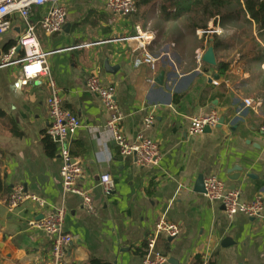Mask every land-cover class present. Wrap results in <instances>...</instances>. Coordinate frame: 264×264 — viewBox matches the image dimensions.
<instances>
[{
    "label": "crops",
    "instance_id": "1",
    "mask_svg": "<svg viewBox=\"0 0 264 264\" xmlns=\"http://www.w3.org/2000/svg\"><path fill=\"white\" fill-rule=\"evenodd\" d=\"M64 5L63 32L38 31V37L42 49L52 52L48 63L64 109L81 121L72 155L84 168L80 186L90 190L96 213H87L80 197L63 194L59 148L47 134V81L23 84L21 65L0 66V264H50L51 238L29 223L61 207L67 212L64 230L73 238L66 264H142L162 218L180 228L178 237L162 236L157 243L167 264H264V224L240 215L228 218L220 204L195 192L200 177L215 176L230 189L236 186L246 203L264 200V31L254 32L259 45L251 47L224 30L201 36L182 29L167 42L166 31L156 36L144 27V16L114 17L105 0H65ZM49 9L33 8V21ZM166 17L169 24L173 19ZM8 20L12 29L0 36V63L25 32L17 14ZM140 34L154 38L148 50L158 59L155 71L135 66L142 51L134 38ZM210 46L216 67L197 62ZM161 72L163 85L156 83ZM93 75L115 87L125 138L134 142L142 134L158 143L157 166L143 168L134 157L120 156L105 130L109 116L86 87ZM247 99L257 108L246 107ZM152 111L156 121L146 130ZM212 113L218 126L190 135L191 119ZM235 168L241 177L233 182ZM104 174L114 182L109 192L99 184ZM17 187L46 208L28 201L11 210L8 198Z\"/></svg>",
    "mask_w": 264,
    "mask_h": 264
},
{
    "label": "built area",
    "instance_id": "2",
    "mask_svg": "<svg viewBox=\"0 0 264 264\" xmlns=\"http://www.w3.org/2000/svg\"><path fill=\"white\" fill-rule=\"evenodd\" d=\"M64 2L65 0H0V36L12 29V22L8 20V16L12 14H17L25 26V32L20 37L17 45L11 47L2 56L0 66L21 65L23 84L39 78H44L47 81L50 88L47 103L50 123L47 134L59 148L63 194L80 197L84 210L94 215L96 209L91 192L80 186L84 168L79 159L74 158L72 155L73 139L75 133L81 127V121L77 116L64 109L61 92L48 63V58L52 52H46L42 49L38 37V31L46 36L63 32L67 24V8ZM105 2L108 11L114 17L129 18L138 11L134 0H105ZM45 5L50 6L49 11L38 21H33V8ZM217 20L220 21L219 17L212 21L217 22ZM221 33L218 24L204 31H198L201 36L221 35ZM134 39L138 40L142 51L141 55L135 60V66L145 65L155 71L158 59L148 50L149 46L153 44V36L140 34ZM19 48L22 52L21 58L17 57ZM201 61V56H197V62L200 63ZM86 87L90 93L99 98L103 111L109 116L105 130L111 135L112 142L117 147L120 156L134 157L137 164L143 168L157 166L161 160V154L156 141L139 134L134 142H129L123 135L121 129L123 114L117 102L115 87L105 86L95 75L87 79ZM244 105L256 109L259 104L247 99L244 101ZM155 121V114L152 111L145 118V129H150ZM218 124L219 117L216 113L206 117L193 118L190 122L189 133L190 135H201L206 128L213 130ZM262 131L264 132V129ZM99 184L106 192H109L114 186V182L108 174L101 176ZM204 188V197L212 203L220 204L228 218L240 215L251 220H258L264 224L263 199L258 198L253 202L246 203L242 201L238 191L231 190L225 182L215 176L204 179ZM28 201L36 203L40 208H46V203L43 200L34 195L25 194L20 187L13 189L8 198V207L14 210ZM66 215V209L61 207L49 211L42 220L29 223L30 226L42 230L51 238L50 264H66L67 253L73 242L72 236L64 230ZM179 234L180 228L176 224L162 218L156 224L152 235L147 241L146 254L142 264H167L168 258L157 251V243L162 236L174 239Z\"/></svg>",
    "mask_w": 264,
    "mask_h": 264
},
{
    "label": "rangeland",
    "instance_id": "3",
    "mask_svg": "<svg viewBox=\"0 0 264 264\" xmlns=\"http://www.w3.org/2000/svg\"><path fill=\"white\" fill-rule=\"evenodd\" d=\"M165 4L168 5L169 3L167 1L157 0L150 4L148 7L140 10L137 14L141 17L144 16V20L142 21L144 27L147 26L146 28H148V30L154 33L156 36H160L163 32L166 31V36L168 40L167 42H169L171 38H174L172 36L174 32L180 31L182 29L192 31H204L208 29V27H210L209 25L211 23V25L213 26L218 24L220 30L222 32L224 30V32H226L229 37L236 35L238 39L237 43L239 45L250 47L259 45L256 37H254V34L251 32L252 28L248 25L247 21L243 20L244 14L242 13V4L238 2H234L231 5L227 6V9L223 11L222 14L219 16V18H221V21L217 20L218 23L213 22V19H207L199 12L193 14L192 16L185 15L180 19H177L176 22H174L173 19L168 24L164 21V14L162 12V7ZM228 14H234L236 15V18L232 20H223L222 17L227 16ZM146 17L147 20H145ZM166 20H168V18ZM204 26H206L207 28L203 29ZM222 37L225 36L223 35ZM261 43L264 44V40L261 39Z\"/></svg>",
    "mask_w": 264,
    "mask_h": 264
},
{
    "label": "trees",
    "instance_id": "4",
    "mask_svg": "<svg viewBox=\"0 0 264 264\" xmlns=\"http://www.w3.org/2000/svg\"><path fill=\"white\" fill-rule=\"evenodd\" d=\"M157 0H134L137 4V13L148 7L150 4ZM167 1L169 4L162 7V12L167 18L179 19L185 15L192 16L195 13H201L207 19H214L219 17L223 11L227 9L228 5L234 2L242 4V13L247 18L248 25L252 28V33L255 31H264V0H160ZM173 12V13H172ZM137 13L135 15H137ZM134 16V15H133ZM222 17V16H221ZM236 15L228 14L222 17L223 20L235 19ZM195 27V26H194ZM207 27L204 26L203 29ZM213 45L219 46L218 40H214ZM223 72L225 67L219 66ZM2 180L0 178V193L3 191Z\"/></svg>",
    "mask_w": 264,
    "mask_h": 264
},
{
    "label": "water",
    "instance_id": "5",
    "mask_svg": "<svg viewBox=\"0 0 264 264\" xmlns=\"http://www.w3.org/2000/svg\"><path fill=\"white\" fill-rule=\"evenodd\" d=\"M21 49L19 48V51ZM202 62L207 64L210 67H216L217 66V59L214 51V47L210 46L208 50L205 52V54L202 57ZM109 70V69H108ZM215 79H218L219 76H215ZM165 79V72H161L156 80V83L159 85H163ZM222 124V122H221ZM211 130L209 128H206L204 133H210ZM232 173H237V174H232ZM231 173V177H229V180L236 182L239 180L241 177V169L240 168H235L234 171ZM231 190H236V186H232ZM195 192L199 194H204L205 193V188H204V177H200L195 185ZM224 209V208H223Z\"/></svg>",
    "mask_w": 264,
    "mask_h": 264
}]
</instances>
